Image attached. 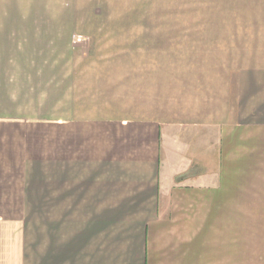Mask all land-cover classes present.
<instances>
[{
  "label": "crops",
  "instance_id": "crops-1",
  "mask_svg": "<svg viewBox=\"0 0 264 264\" xmlns=\"http://www.w3.org/2000/svg\"><path fill=\"white\" fill-rule=\"evenodd\" d=\"M10 15L64 16L0 0V264H264V66L103 72Z\"/></svg>",
  "mask_w": 264,
  "mask_h": 264
},
{
  "label": "rangeland",
  "instance_id": "rangeland-1",
  "mask_svg": "<svg viewBox=\"0 0 264 264\" xmlns=\"http://www.w3.org/2000/svg\"><path fill=\"white\" fill-rule=\"evenodd\" d=\"M5 8L64 15H10L6 25L55 29L59 43L69 29L78 45L72 55L96 60L103 72L124 66L147 77L169 75L191 62L196 69L264 66V0H5Z\"/></svg>",
  "mask_w": 264,
  "mask_h": 264
}]
</instances>
